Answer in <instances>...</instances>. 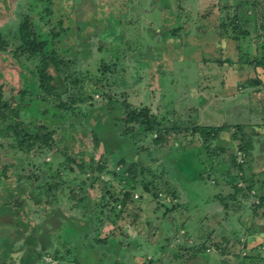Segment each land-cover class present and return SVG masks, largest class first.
I'll list each match as a JSON object with an SVG mask.
<instances>
[{
    "label": "rangeland",
    "instance_id": "rangeland-1",
    "mask_svg": "<svg viewBox=\"0 0 264 264\" xmlns=\"http://www.w3.org/2000/svg\"><path fill=\"white\" fill-rule=\"evenodd\" d=\"M256 1L249 5L247 0H128L131 8H124V0H0V29L6 34L19 27L20 37L25 30L36 32L39 40L47 38L46 51L54 52L51 57L59 60L49 57L44 63L37 55L32 60H26L25 55L17 58L12 52L20 37L13 33L8 50L0 49V228L21 231L13 248L17 251L4 256L6 259L0 254V264H21L18 259L30 252L41 256L35 264H219L222 257L208 241L214 235L210 232H216L215 236L223 232L229 235L231 226L241 222L235 221L236 217H245V230L253 231L256 224L264 231V208L256 213L249 207L254 204L250 194L242 201L230 197L233 187L226 171L234 169L235 156L231 158L225 152L216 155L225 147L235 154L248 144L243 135L246 130L229 123L227 133H220L227 142L218 138L206 147L200 133L193 131L197 124L192 120L193 111L201 114L206 109L214 110L216 104V108L227 106L229 97L243 94V82L255 75L251 71L239 76L234 91L225 89L228 81L240 73L239 64L247 62L248 57L242 59L244 54L258 58L255 54L263 48L258 45L264 41V15L253 9L259 4L264 8V0ZM132 6H138L139 12L133 11ZM125 11L133 26L122 24ZM150 11L158 15L150 17L146 14ZM234 12L239 13L243 28L251 35L225 45L221 34L228 32L226 29L235 33L230 25ZM155 20L165 21V33L177 29L168 36L182 38L181 53L194 50V44H198L200 52L190 58L195 65L189 71L197 70L199 78L195 74L192 79L183 77L185 70L190 69L187 60L172 63L168 70L167 64L161 70L160 66L157 68L159 61L146 68L136 62L142 59L143 47L134 52L127 43L135 46L147 40L134 36V44L129 34H146L149 41L157 43L153 31L145 29L154 28ZM202 20L209 26L201 28ZM188 35L197 40L187 39ZM162 48L161 41L154 53ZM175 49L177 46L171 44L169 52L163 50L169 60L177 57ZM249 49L251 52L245 53ZM104 66H108L106 73ZM150 69L158 76L151 75ZM71 75L85 81L73 88L68 77ZM48 76L50 80H42ZM253 88L243 90L244 94L250 95ZM22 90H27L25 97ZM80 93L84 100L77 101L81 105L79 111L60 109L63 118L51 112L59 94L68 100L72 94ZM196 94L204 101L183 115L177 107L182 102L179 96L189 98L186 106H192L190 97ZM108 96L119 104L120 112L113 110L114 116L126 118L128 110L148 109L161 122V130L144 131L134 124L135 132L125 136L134 144L116 147L117 153L109 151L106 144H111L109 139L113 138L100 129L101 112L94 114L97 118L93 115L110 106ZM261 96L257 94L258 99ZM49 97L52 101H48ZM255 105L253 101L252 110H256ZM45 109L50 111L44 113ZM30 124L35 130L24 131ZM202 126L206 127L203 123ZM121 129L114 128L117 140ZM37 130L41 137L46 136L51 147L43 138L34 141ZM94 132L99 135L98 145ZM158 134L164 137L159 143L155 141ZM80 151L85 153L79 155ZM92 158L94 164L107 160L108 171L92 169ZM123 158L127 162L121 163ZM211 162L217 166L214 175L220 178V184L213 179L196 180L200 166ZM130 166L136 180L132 179ZM181 167L186 172L178 173ZM128 174L131 180L126 177ZM242 181L244 187L250 185L245 179ZM128 191V201L135 210L133 215L124 217L121 211ZM83 198V204H79ZM254 201L258 203L259 197ZM204 203L206 208L215 204L212 210L217 214L198 223L193 217ZM139 208L141 211H137ZM71 218L80 221L81 226H75ZM247 234L236 235L240 247L237 264L250 253L245 243ZM165 236L171 240L165 246L169 250L160 252L155 241ZM141 246H152V252H136ZM258 247L259 257L255 259L264 264V246Z\"/></svg>",
    "mask_w": 264,
    "mask_h": 264
},
{
    "label": "trees",
    "instance_id": "trees-1",
    "mask_svg": "<svg viewBox=\"0 0 264 264\" xmlns=\"http://www.w3.org/2000/svg\"><path fill=\"white\" fill-rule=\"evenodd\" d=\"M147 15H149L150 17H155L158 14L155 15L154 13H152V11H150V13H147ZM22 20H23V18H21L20 22ZM232 20L233 21L231 22L230 25H231V28L235 32L233 35H234V38L236 40H241L243 37H248L251 35L249 30L243 28L244 27L243 22L240 20L239 13L235 14V12H234V16H233ZM151 23H153V22H151ZM151 23H149L150 26H151ZM29 27H31V25H29ZM19 30H20V28L18 27V28H16V30L11 29V32H7L5 34L3 32V30L0 29V49L1 50L7 51L8 48L10 47V40H12V39H10V37H11L12 33L15 35L17 34L20 37ZM229 31H230V29H228V32ZM229 34H230V32H229ZM22 37H25V38H22ZM137 37L140 38V36H137ZM38 38H39V36L36 34V32H34L32 30H28L26 32V30H25V32L23 33V36H21L19 38V44L13 50L14 52H12V53L14 54V56H17V58H20L22 55H25L26 60H30V59L32 60V59H34V56L37 55V56L41 57V59H42L41 61L44 63H45L44 59H46V58L49 59V57L52 60L54 59L55 61L59 62V60L56 57H54V58L51 57V54H54V52H51V54H50L46 51V48L49 44L47 38H43L40 40ZM134 38H135L134 36L131 38L133 43H134V40H133ZM141 39L147 40V42H144L143 44L142 43L137 44L135 46L131 43H127V44H128V48H131L132 49L131 51L134 50V52H138L139 47L140 48L143 47V52L141 53L142 59H137L136 62L137 63L140 62V64L146 68L148 66V64H150V61L152 59V55L150 56L148 54H145V55H142V54L149 52V51H145L146 49L156 48L158 46V43H156V42L153 43L152 41H149L146 36L141 37ZM129 54H131V53H129ZM245 57H248L249 63L250 62H251V64L253 63L256 67L257 66L264 67V58H252L251 55L244 54L242 59H244ZM239 63H241V62H239ZM116 65H117V62L114 63V66H116ZM38 70L39 71L41 70V66H40V69H38ZM102 70L104 73H106V71H108V66H104L102 68ZM113 72H115V71H113ZM68 77H71V79H70L72 82L71 86L73 88L77 87V85L79 86V84H81L83 81H85V78H82L80 76L71 75ZM50 79H51L50 76H48V79H46V77L42 78V80H44V81L50 80ZM57 82H60V80H57ZM248 84L253 85L255 87H258L260 84H263V81L259 77L258 78L256 77V79H253V78L248 79L247 85ZM26 93H27V90H22L23 97H25ZM80 95H81V93L79 94V96L72 94V96H69L68 100H64L62 98V95L59 94L57 96L58 98L56 99V103L54 104L55 108H52L51 112L53 114L58 113V115H59L60 109L68 111V112L79 111L81 109V105H78L77 101L79 99H81V101L84 100L83 95L82 96H80ZM47 96H50V95H47ZM46 98L47 97H44L42 99H44V101H47V100H45ZM52 99H50V97H49L48 101L49 100L52 101ZM108 101L110 103V106L103 107L102 109H100L96 113L94 112L93 115L94 114L98 115L101 112V117H100L101 118V123H100L101 127H100V129H101L102 133H104L105 135H110L111 136L110 138H113V141H112V139H109L111 144H106V148L109 151L117 153L118 152L117 149L119 147L131 146L134 144L133 142H131L132 140L130 137H125L126 134H130L131 132H135L134 124H138V126L143 128L144 131H149V132H156L157 131V132H159L161 130V128L159 129V127L161 126V122L158 121V118L156 115L150 114L148 109L147 110L143 109L140 111H137L136 109L128 110L126 112L127 113L126 118L125 117L123 118L122 116H120V117L114 116V114L112 113L113 110H116L117 113L120 112L119 107H118L119 104H115L116 102H115V100L111 99V96H108ZM48 111H50V109H45L44 113H47ZM93 115H91V116H93ZM75 116H78V112H76ZM60 117L63 118L64 114L59 115V118ZM94 117L97 118L95 115H94ZM53 118L57 119L56 117H53ZM89 119H90V117L87 116V121H89ZM119 120L121 121V123ZM125 124H128V125L126 126L125 131H123V127ZM116 126L122 127L121 137L118 138V140H117L116 135H115L117 132H115L116 130H114V128ZM238 127L241 128V126H238ZM174 128L179 129L181 131V128L176 126V125L174 126ZM230 128H231V126L229 124H224L221 126H206V127L197 125L194 127L193 131L200 133V135L202 136L201 138H203L204 145L206 147H209L211 144L210 141L216 140L218 138L221 139L220 133L225 131V130H228ZM33 130H35V129L33 128L32 124H30L29 128L28 127L24 128V131H28V132L33 131ZM94 135H95L96 145H98L99 144V139H98L99 135L97 132H94ZM33 138H34V141L38 140L39 138H43V142L46 144L48 143V140H47L45 135H43L41 137V131L40 130L36 131ZM161 139L164 140V137L162 135L158 134L157 137L155 138V141L159 143V141ZM221 141H223V140L221 139ZM47 145L50 146L49 144H47ZM248 145H249V143L246 146H244L243 148L239 149L238 152L235 153V155H232V152H229L227 147L223 148L220 152H218L216 154L217 156H220L222 152H225L227 154L229 153L231 155V158H234V156H235L234 163L232 164V166L234 167L235 170L234 169L233 170H227L226 173L231 176L230 181L232 184L231 186L233 187V191L230 193V197L233 199H238V201H242V198L245 199V197H248V194H250L252 196V199L257 195L254 192H252V189H251L252 186L249 183L247 176H246L247 175L246 173H248L247 172L248 168H245L247 165L246 164L247 159L242 158V160H241L239 157L240 154L245 153V151L243 149H247L249 147ZM65 146L68 147L67 143H65ZM116 147H117V149H116ZM140 149H142V148H139V150ZM72 153H74V155H76L74 150L72 151ZM84 153H85V151H83V152L80 151L79 155H83ZM128 153H131V152H128ZM212 158L213 157H208V159H212ZM125 161L127 162V160H125V158H123L121 163H125ZM225 161H226V158L224 159L223 162H225ZM205 163L200 166V169L198 170V172L196 174V180L210 181L211 179H213V180H215V183L220 184V178L218 176L216 177V175H214L215 174L214 171H215V169H217V166L214 164V162L207 163V164H205ZM83 164L84 163H82V165L80 166L81 168L84 167ZM225 164L227 165L226 162H225ZM90 167H93L92 169H95V170H100V171L106 170V171H108L107 170L108 169V161L103 160V162H100L98 164L97 163L94 164V160L92 158L91 163H90ZM208 168L210 170H208ZM133 171H134L133 166H130V173L133 174L132 179L136 180L135 179L136 176H135ZM183 171H184V168L181 167L180 171L178 173H182ZM184 172H186V171H184ZM213 176H215V177L213 178ZM126 177H129L128 179L131 180L130 174H128ZM243 179H245V181H248V183L250 185H246L244 187L243 186L244 183H241V182H244V181H242ZM7 190H9L11 195L13 194V192H11L12 191L11 189H7ZM128 198H129V191L125 193V199L123 200L124 209L121 212H122V215H124V217H127L129 215H133L134 212L132 210H135V208H133L131 206V204L129 203ZM84 199L85 198L80 200L79 204H83ZM261 201H262V204H261ZM260 204L262 206H264V196H261V198H259V202L254 204V205H257V207H258ZM0 209H1V207H0ZM137 211H141V209L139 208V209H137ZM136 217H138V216L136 215ZM92 218L93 217L91 216L90 219H92ZM71 220L75 226H81L80 221H78V220L76 221L73 218H71ZM89 224L90 223H88V225ZM20 233H21V231L18 229L9 230L6 228H0V254H1V256H3L2 259H6V257H4V256H7L9 254H13V251H17V250H13V248H14V245L16 243V237H17L16 235H18ZM32 237H34V236H31V238ZM48 240L49 239H47V242H48ZM170 241H171L170 239H166L163 243L164 244L163 247L166 248L165 246ZM230 242L231 241L221 239L220 241L214 243L215 247L213 246V249H215L217 252L222 253V257L225 258L223 261L227 262V263L234 262L233 259L235 257L234 252H233L235 245L234 244L230 245ZM203 248L205 249V246ZM2 249H3V252L1 253ZM40 258H41V256L39 254H37L36 252H30V254H23L22 259L20 258L21 259L20 262L23 264H35L36 262L39 261Z\"/></svg>",
    "mask_w": 264,
    "mask_h": 264
},
{
    "label": "crops",
    "instance_id": "crops-1",
    "mask_svg": "<svg viewBox=\"0 0 264 264\" xmlns=\"http://www.w3.org/2000/svg\"><path fill=\"white\" fill-rule=\"evenodd\" d=\"M221 1H223V0H221ZM247 1L249 2V5H251V3H253L256 0H247ZM122 2H123V0H122ZM127 2H128V0H124L123 7L125 8V6L127 5L128 8H131V4H129L130 2L129 3H127ZM218 2H219V0H218ZM134 8H135V10H134ZM132 9H133V11H135L137 13L139 12L138 6L137 7L132 6ZM253 10H256L257 14L259 13L261 16L264 15V8L262 7L261 4H259L256 8L254 7ZM124 18H127V19H124ZM122 21H123L122 24H124V25L128 24L129 26H133V23H134L132 18L129 19L128 11L127 12L125 11V16L122 17ZM155 22L157 23V25L152 24L154 26V28L153 27H151V28L145 27V29L153 31L154 36H156L155 40H157V43H160L161 41L163 42V48L160 50L159 53H154L156 48H150V49L145 50V51L150 52V53H148V55H150V56L152 55V59L150 61V64L153 61H156V62L159 61L157 68L160 66L159 69L161 70L162 65L167 64L166 69L168 70L169 68L172 67V65L174 63L177 64L178 61L185 62L187 60V63H186L188 65L187 68H190V69L185 70V72L183 73L184 74L183 77L186 79H188V78L192 79L193 75L195 74L199 78V75H198L199 72L197 70H194V72L189 71V70H191V67L193 68L195 65L192 63L194 60H192L190 62V58L195 57V54L198 56V54L196 52H200L199 47L197 46L198 44H196V43L194 44V50L186 51L187 49H185V50H182L183 53H181L180 48L182 45L181 44L182 38L181 37L177 38V37L172 35V37L176 40V41L172 42L173 38L168 36L171 33L174 34L177 29L172 30L171 33H169V31L167 33H165V31L163 32V28L166 27L165 21H163L162 23H159L157 20H155ZM199 23H203L202 25H200L201 28L209 26V25H206L203 22V20ZM153 29H155V30H153ZM226 30H228V29H226ZM230 34H229V32H226L225 34L224 33L221 34L222 37L220 39H221V42H224L223 44H225V45L226 44H232L233 42H231V41L236 40L234 38V35L233 34L230 35ZM129 35H130L129 36L130 39L133 36H138V35L140 36V38L143 36H146V34H140V33L139 34L133 33V34H129ZM190 38L194 39L195 41L197 40L195 36L188 35L187 39H190ZM242 39H244V38H242ZM238 41H241V40H238ZM171 44L176 45L178 49H175L177 51L174 53L175 56H177V57L173 56L174 58L169 60L166 52L167 51L169 52L168 47H170ZM183 46L185 47V44ZM189 46H191V43H189ZM259 47H263V48H261V50L259 49L258 53L255 55L258 56V58H264V41H262L258 45V48ZM179 49H180V51H179ZM163 50H165L166 52ZM161 51H163V53ZM249 52H251V49H249L245 53H249ZM177 58H180L181 60H179ZM228 58L233 59V57H228ZM173 59L175 62L173 61ZM240 61H241V59H240ZM233 62H236V60L233 59ZM239 65L241 68L240 73L237 74L236 77L233 76L234 78H231L228 81L227 85H225L226 90L228 89V90L234 91L235 87H236V78H239V76H243V75L247 76L248 73H250L251 71L255 72V75L249 79H252V78L256 79V77L257 78L259 77L263 81V84H260L258 87H255V86L250 85V84L247 85L248 79L245 80V82H243V83L246 84V87H242V90L240 91L243 94H241L239 96L232 95V97H229L228 105L227 106L225 105L224 108L223 107L216 108L217 104L215 105V103L214 104L212 103L213 105H215L214 110L206 109L205 111L200 112L201 114H199L198 111H193L192 120L198 126H202V123L206 126H218V124L222 125V124H229V123L234 122V123H237L239 126H241V128H243L244 130H246V132L245 131L243 132L244 133L243 135L246 139L249 140V141H247V143H249V145H248L249 147L247 149H243L245 151V153H242L241 155H239V157L241 158V160H242V158L247 159V163H246L247 165L245 168H248V172L250 173V175L248 176V174L246 173L247 174L246 176H247L249 183L252 186L251 187L252 192L257 194L255 197L254 196L253 197L254 198H256V197L261 198V196H264V99H263L264 98V67H262V66L256 67L253 63L252 64H251V62L249 63L248 60H247V62L245 61L244 63L239 64ZM174 67H176V66H174ZM181 69H183V68H181ZM151 71H152V72H150L151 75L156 76V77L158 76V74L155 72L154 69H152ZM177 74H178V76H180L179 75L180 71L177 72ZM250 87H252V88L254 87L252 92L250 93V95H245L244 93L249 91ZM181 88H182V84H181ZM243 90H245V92ZM257 94H260L262 96L259 97V99H258ZM185 95L186 96L188 95V97H189L190 94H185ZM197 95L198 94H196V96L193 95L192 97H190L191 101H192V106L191 105L186 106L189 98H188V100H186V98H184L183 96H179L178 99L182 101V102H180L182 104H180L178 102H176V103L179 104V106H177V107L179 108V110L181 109L180 111L182 112L183 115H188L190 113V110L191 111L193 110V105L196 107L198 104L201 105V102L204 101V98H200ZM254 99H256V100H254ZM253 101L256 104L255 105L256 110H252L251 105H252ZM207 111H212V112L208 113ZM204 112H206V113L204 114ZM202 113H203V116H201ZM223 132L227 133L226 130ZM221 139L223 141L227 142L223 138H221ZM228 151L234 153V150L231 151L230 149H228ZM232 155H235V154H232ZM248 181H246L247 184H249ZM254 198L252 200H253V203L256 204V202L254 201ZM206 201H209V199H206ZM254 204L251 203L249 205V207L252 206V208L254 209V211L256 213H259L258 208H264V206L261 205L262 201L258 207H257V205H254ZM214 206H215V204H214ZM214 206L206 208L205 203L201 204L200 212H198L196 214V217H193V219L199 223L205 217L213 218L214 217L213 215L217 214V213L213 212V210H212ZM262 213L264 214V212H262ZM155 217L156 216L154 215L151 218L155 219ZM244 218L245 217H241V219H240L239 217L238 218L236 217L235 221L241 220V222H239L241 225L237 224V225L231 226V228L229 229V235L227 233L223 232V235L221 233H218L215 236L216 232H214V231L210 232V233H212V235L214 234L212 237H210V239H208V241L211 242L212 247L214 246V243L220 241L221 239L231 241L230 245L231 244L235 245L233 252H234V256H235L234 258L237 259L236 262H232V263L231 262H229V263L224 262L223 260L225 258L222 257V253L218 252L220 254V256L222 257V259L220 260L221 262L219 261L220 262L219 264H222V263L223 264H234V263L237 264V262H239L238 259H240V250H239L240 247H239V243L237 242V241H239V238L236 235L241 234V236H242V235H244V233H248L247 239L245 242L248 246L245 244V247L247 246L250 249V253L247 254V256H245V259L242 260L238 264H243V261H246L248 264H259L261 262V260H256L255 257H259V254L257 253V249L259 248L258 246H264V231H262L259 228V225L256 226V224L254 225L253 231L252 230L251 231L245 230L244 229L245 224H243L244 220H242ZM167 226H169V223L167 224ZM164 239L166 240V239H170V238H167L165 236V237H162L161 240L158 239V241H155V244H156L155 247L160 249V252H166L169 250L168 248L163 247V245H164L163 243L165 241ZM139 247L140 246H138L137 248H139ZM151 248H152V246H141V249H137L135 251L140 253V251L142 249L143 250L145 249L147 251L146 253H149V252H152ZM200 252H203V249L200 250ZM212 259H214V258H210V261ZM216 264H218V263L216 262ZM260 264H262V263H260Z\"/></svg>",
    "mask_w": 264,
    "mask_h": 264
},
{
    "label": "flooded vegetation",
    "instance_id": "flooded-vegetation-1",
    "mask_svg": "<svg viewBox=\"0 0 264 264\" xmlns=\"http://www.w3.org/2000/svg\"><path fill=\"white\" fill-rule=\"evenodd\" d=\"M1 228H6V229H9V230H15V229L8 228V227H1ZM15 252H16V251H15ZM21 259H22V257H21ZM21 259H18V260L21 261ZM18 260H17V261H18ZM14 263H18V262L15 261ZM21 264H23V263H21Z\"/></svg>",
    "mask_w": 264,
    "mask_h": 264
}]
</instances>
